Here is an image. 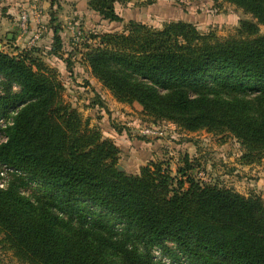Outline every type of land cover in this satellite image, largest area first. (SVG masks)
I'll list each match as a JSON object with an SVG mask.
<instances>
[{"label": "trees", "instance_id": "trees-1", "mask_svg": "<svg viewBox=\"0 0 264 264\" xmlns=\"http://www.w3.org/2000/svg\"><path fill=\"white\" fill-rule=\"evenodd\" d=\"M87 1L104 20L122 22L119 0ZM224 1L253 19L237 36L204 35L186 21L162 29L130 22L96 37L84 57L118 103L187 132L228 134L250 164L264 156V0ZM62 50L56 30L52 53ZM0 86V115L19 109L0 143V164L16 175L0 187V243L21 264H155V247L172 264H264L262 198L196 179L188 153L176 175L155 160L137 174L120 171V148L64 99L57 73L34 51L0 52ZM30 184L36 201L22 194ZM103 216L132 227L128 239L144 252L116 240Z\"/></svg>", "mask_w": 264, "mask_h": 264}, {"label": "rangeland", "instance_id": "rangeland-1", "mask_svg": "<svg viewBox=\"0 0 264 264\" xmlns=\"http://www.w3.org/2000/svg\"><path fill=\"white\" fill-rule=\"evenodd\" d=\"M115 11L122 22L104 20L90 9L87 0H0V52L16 55L22 51H34L35 57L57 73L65 87L64 99L77 107L85 120L89 119L90 128L98 129L111 140L110 135L114 133L124 136L122 140L129 154L121 150L120 165L125 172L137 174L155 159L169 162L173 175H176L177 167L183 165L180 157L186 152L193 159L191 174L196 179L232 189L245 197L258 196L264 202V156L249 164L243 159L246 151L242 144L228 134L218 135L206 130L187 132L169 121H155L137 103L117 104L112 94L94 77L84 57L87 47L97 43L96 37L121 33L130 22L162 29L166 24L186 21L196 25L204 35L214 34L220 39H228L237 36L241 22L253 20L252 17L224 0H119ZM23 13L29 15L26 33L20 27ZM56 30L63 44L58 56L52 53ZM47 33L49 45L38 46V41L46 38ZM259 35H264V27L260 28ZM17 36L25 39L26 44L19 45ZM2 89L0 86V95ZM13 91H17V87ZM97 97L118 117L103 120L105 116L93 103ZM18 112L19 109L0 115V143L5 142V128L12 125ZM151 125L160 128L164 136L143 135V129ZM181 142L189 146L185 152L184 146H179ZM179 149L182 150L179 152ZM171 151L174 153L170 154ZM15 177L12 169L0 164L2 189H7ZM37 190L34 184L21 189L24 196L34 197L33 201L38 198L35 197ZM101 219L113 229L116 240L125 241L130 247L144 252L140 242L128 239V232L133 228L127 223L115 217L103 216ZM151 255L155 264H172V259L161 247L152 249ZM118 263L122 264V261L118 260ZM0 264L21 263L0 243Z\"/></svg>", "mask_w": 264, "mask_h": 264}, {"label": "crops", "instance_id": "crops-1", "mask_svg": "<svg viewBox=\"0 0 264 264\" xmlns=\"http://www.w3.org/2000/svg\"><path fill=\"white\" fill-rule=\"evenodd\" d=\"M47 36H46V38H41L39 41H38V46H45V44H48L49 45V38H48V33L46 34ZM45 37V36H44ZM16 42H18V44L20 45V44H22V43H24V44H26V40L25 39H22V37L20 38L19 36H17L16 37ZM91 84H92V86H94L93 85V83L92 82H90ZM87 88H89V87H87ZM105 103V102H104ZM116 103L117 104H120V103H118L117 101H116ZM105 108H99L101 111H102V116H105V118L103 119V120H111V117L112 118H117L118 117V114L117 113H115V114H112V110L111 109H107L108 108V106H107V103H105ZM122 105V104H121ZM123 106V105H122ZM107 109V110H106ZM110 137H112L113 138V140H114V142L116 143V145L120 148V150H122L123 151V153L124 154H129L128 153V151H129V149H126L127 147H126V145L123 143V137L124 136H121L119 133H114L113 135L111 134L110 135ZM181 148H182V146H184L183 147V150H184V152H185V150L186 149H188L189 148V146H188V144L186 143V142H181L180 143V145H179ZM179 147V148H180ZM180 150H182V149H179V152H180ZM174 152L173 151H171L170 152V154H173ZM175 153H177V152H175ZM184 154H186V152L184 153ZM182 154H180V156H181ZM153 160H155V159H153Z\"/></svg>", "mask_w": 264, "mask_h": 264}, {"label": "built area", "instance_id": "built-area-1", "mask_svg": "<svg viewBox=\"0 0 264 264\" xmlns=\"http://www.w3.org/2000/svg\"><path fill=\"white\" fill-rule=\"evenodd\" d=\"M28 20H29V15L27 13H23V15L21 17V24H20V27H21V30L23 33L27 32ZM37 39L38 38L36 37L35 41ZM142 134L145 136H148V137H153V138H162L164 136V133L161 131V129L155 125H151L150 127L144 128L142 131Z\"/></svg>", "mask_w": 264, "mask_h": 264}, {"label": "water", "instance_id": "water-1", "mask_svg": "<svg viewBox=\"0 0 264 264\" xmlns=\"http://www.w3.org/2000/svg\"><path fill=\"white\" fill-rule=\"evenodd\" d=\"M0 47H1V45H0ZM118 168L120 171H124V168L122 166H119Z\"/></svg>", "mask_w": 264, "mask_h": 264}]
</instances>
